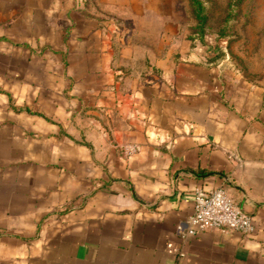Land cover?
<instances>
[{
  "label": "crops",
  "instance_id": "crops-1",
  "mask_svg": "<svg viewBox=\"0 0 264 264\" xmlns=\"http://www.w3.org/2000/svg\"><path fill=\"white\" fill-rule=\"evenodd\" d=\"M71 6L0 0V264H264V80L141 60ZM198 187L254 232L183 236Z\"/></svg>",
  "mask_w": 264,
  "mask_h": 264
},
{
  "label": "rangeland",
  "instance_id": "rangeland-1",
  "mask_svg": "<svg viewBox=\"0 0 264 264\" xmlns=\"http://www.w3.org/2000/svg\"><path fill=\"white\" fill-rule=\"evenodd\" d=\"M71 2L73 20L83 15L107 20L121 47L141 60H164L171 67L182 58L189 65H222L237 75L264 80V0H204L209 16L205 41L216 46L210 50L197 37L187 0ZM144 77L170 87V73L153 69Z\"/></svg>",
  "mask_w": 264,
  "mask_h": 264
},
{
  "label": "built area",
  "instance_id": "built-area-1",
  "mask_svg": "<svg viewBox=\"0 0 264 264\" xmlns=\"http://www.w3.org/2000/svg\"><path fill=\"white\" fill-rule=\"evenodd\" d=\"M123 149L130 155L137 148L134 144H125ZM211 229L232 230L249 235L255 228L250 215L235 204L225 188L198 187L194 190L193 212L186 228L180 231L183 236L191 237Z\"/></svg>",
  "mask_w": 264,
  "mask_h": 264
},
{
  "label": "trees",
  "instance_id": "trees-1",
  "mask_svg": "<svg viewBox=\"0 0 264 264\" xmlns=\"http://www.w3.org/2000/svg\"><path fill=\"white\" fill-rule=\"evenodd\" d=\"M190 6L191 15L196 20V33L197 37L202 41V44L206 49H216V46H212L205 41L206 27L208 25V12L204 0H187ZM212 61L214 58H208Z\"/></svg>",
  "mask_w": 264,
  "mask_h": 264
}]
</instances>
